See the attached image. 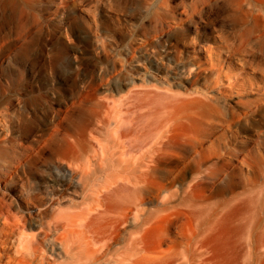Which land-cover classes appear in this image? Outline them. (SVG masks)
<instances>
[{
  "label": "rangeland",
  "instance_id": "obj_1",
  "mask_svg": "<svg viewBox=\"0 0 264 264\" xmlns=\"http://www.w3.org/2000/svg\"><path fill=\"white\" fill-rule=\"evenodd\" d=\"M110 112L170 137L163 248L189 258L193 232L195 264H264V0H0V192L33 210Z\"/></svg>",
  "mask_w": 264,
  "mask_h": 264
},
{
  "label": "bare ground",
  "instance_id": "obj_2",
  "mask_svg": "<svg viewBox=\"0 0 264 264\" xmlns=\"http://www.w3.org/2000/svg\"><path fill=\"white\" fill-rule=\"evenodd\" d=\"M110 115L69 136V152L60 160L70 178L54 176L47 197L25 198L33 210L22 211L0 192V264H195L193 232L187 259L163 248L164 231L150 235L178 197V181L165 186L157 179L170 137ZM260 187L248 174L244 201L252 203ZM153 192L166 194L160 208L148 210ZM186 206L195 213L193 201Z\"/></svg>",
  "mask_w": 264,
  "mask_h": 264
}]
</instances>
